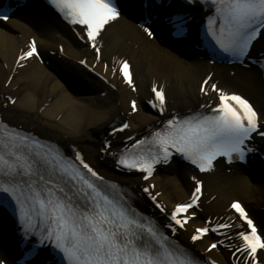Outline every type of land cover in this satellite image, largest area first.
<instances>
[{
	"label": "snow or ice",
	"instance_id": "snow-or-ice-1",
	"mask_svg": "<svg viewBox=\"0 0 264 264\" xmlns=\"http://www.w3.org/2000/svg\"><path fill=\"white\" fill-rule=\"evenodd\" d=\"M185 2L192 6L215 5L216 13L223 17L218 34L213 19L208 21L209 34L216 46L241 62L252 59L254 44L264 34V0ZM49 3L68 24L79 26L77 35L90 41L97 54L100 53L98 37L107 25L121 17L118 0H49ZM9 19L7 11L0 12V20ZM168 19L173 34L184 37L187 18L177 14ZM142 27L149 37L154 36L150 23L146 22ZM38 55L33 41L30 50L19 59L24 61ZM120 72L125 81L133 85L127 61L121 63ZM211 80L209 76L201 87L205 95L209 88L218 95L216 107L205 105L211 108V114L169 119L164 129L155 132L150 140H140L132 150L122 152L117 158L118 166L145 173L147 180L157 165L170 164L174 155L201 173L213 171L221 158L228 164H247L249 154L256 152L251 143L255 137L264 138V113L243 96L228 93L215 83L209 84ZM152 92L154 99L149 103L163 114L167 103L165 92L156 87ZM131 107L133 111L137 110L135 101ZM128 128L125 123L114 128L112 135ZM0 146L8 149L7 153L0 152V207L10 209L17 216L21 240L28 249L26 264L29 261L38 264L39 257L49 251V264H201L193 252L175 246L150 218L140 215L125 199L126 194L115 191L118 185L112 184V192H107L96 183L103 182L104 178L79 152L75 154V160L69 161L59 150L44 151L39 141L15 132L0 138ZM110 147V142L106 143L105 148ZM76 161H79L78 165ZM81 168L94 179H89ZM192 180L194 189L190 202L179 204L167 213L169 223L164 227L171 233L176 232L175 226L184 229L191 218L189 210L200 207L203 182L196 176ZM143 191L160 212H166L149 188ZM231 209L241 224L233 221L197 228L191 235L192 243L203 241L210 232L227 236L221 230L243 228L236 233L242 244L237 245L235 251L249 264H264V225L258 226L238 201L231 204ZM228 220L232 221V217ZM206 223L211 225L213 222L208 220ZM218 243L223 244V241ZM218 243H212L208 251L217 249ZM0 264L6 262L0 260Z\"/></svg>",
	"mask_w": 264,
	"mask_h": 264
},
{
	"label": "bare ground",
	"instance_id": "bare-ground-1",
	"mask_svg": "<svg viewBox=\"0 0 264 264\" xmlns=\"http://www.w3.org/2000/svg\"><path fill=\"white\" fill-rule=\"evenodd\" d=\"M32 8L8 20L6 28L0 27V119L67 150L81 153L87 162L109 179L138 188H149L167 209L190 198L193 190L189 180L191 170L187 172V180H176L170 174L173 170L171 164L163 173L158 172L149 182L142 183L140 177L114 175L111 160V155L125 147L128 138L149 132L163 122L162 117L148 111L145 105V102L152 100V87L158 85L166 90L168 115L206 111L208 107L205 105H212L218 97L215 92L208 91V95H205L200 90L205 76L212 73L211 82L216 81L218 88L240 91L253 100L259 112L264 113V83L255 68L238 66L226 69L211 66L209 62L202 64L195 58H184L177 51L161 45L159 40L154 44L145 39L137 25L125 17L105 28L98 41V57L48 10ZM200 15V12L192 15L194 22ZM155 26L157 36L162 38L166 28L162 25L161 28L158 23ZM31 38L37 42L46 61L59 62V75L66 78L68 88L63 85L60 76L44 67L36 58L20 61V56L30 50ZM259 42L264 43V34L256 42L257 53L261 49V45L257 46ZM60 46L64 48L62 57H59ZM50 53L56 54L52 56L54 58ZM84 58L90 67L96 64L94 70L104 76L108 84L87 74L78 65ZM121 59L129 60L132 64L134 82L138 87L136 93L123 84L117 71H113ZM7 82L9 86L6 88ZM99 92L107 96L102 98ZM8 98L16 100L13 106ZM132 101L137 102L136 111L132 110ZM122 120L128 122L129 128L122 135H110L109 126ZM109 142L111 147L105 148ZM202 178L205 181L203 209L212 219L228 216L230 202L237 195L264 203L263 164L259 165L256 173L257 181L237 172L228 176L221 166L215 173ZM140 201L149 206L144 197ZM251 214L258 220L259 226L264 225V209ZM204 224L205 220L199 217L187 230L191 233L195 227ZM11 232L13 224L0 218V260L14 264L13 254L8 251L9 242L12 241L9 237ZM211 240L197 243L196 249L204 252ZM187 245L192 247L189 243ZM225 252L218 249L210 257L220 264H228V254Z\"/></svg>",
	"mask_w": 264,
	"mask_h": 264
},
{
	"label": "rangeland",
	"instance_id": "rangeland-1",
	"mask_svg": "<svg viewBox=\"0 0 264 264\" xmlns=\"http://www.w3.org/2000/svg\"><path fill=\"white\" fill-rule=\"evenodd\" d=\"M63 85H64V82H62ZM5 87L7 88V85H5ZM101 93V97L102 98H105L107 95L104 93V92H99ZM172 177H174L176 180H181V179H184V181L187 179L184 175L182 176L181 174L179 173H176V174H171ZM238 199L242 200L244 203H247V205H249L250 208H252L253 211H258L260 208H263L264 207V203L263 204H259V203H248V201L246 202V200L240 196V195H237Z\"/></svg>",
	"mask_w": 264,
	"mask_h": 264
}]
</instances>
